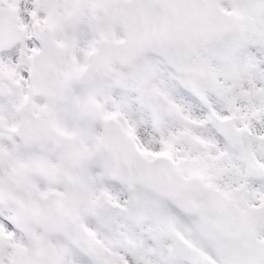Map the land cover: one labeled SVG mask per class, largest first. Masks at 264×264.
I'll return each instance as SVG.
<instances>
[{"label": "snow or ice", "instance_id": "1", "mask_svg": "<svg viewBox=\"0 0 264 264\" xmlns=\"http://www.w3.org/2000/svg\"><path fill=\"white\" fill-rule=\"evenodd\" d=\"M0 264H264V0H0Z\"/></svg>", "mask_w": 264, "mask_h": 264}]
</instances>
